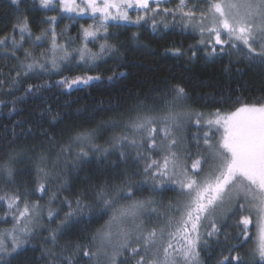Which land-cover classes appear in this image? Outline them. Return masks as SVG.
Masks as SVG:
<instances>
[{
    "label": "snow or ice",
    "instance_id": "snow-or-ice-1",
    "mask_svg": "<svg viewBox=\"0 0 264 264\" xmlns=\"http://www.w3.org/2000/svg\"><path fill=\"white\" fill-rule=\"evenodd\" d=\"M19 2L11 0L13 5ZM168 2L39 0L45 9L54 10L58 3L61 13L90 16L93 20L98 19L99 23L81 26L82 42L78 47L73 46L76 40L72 37L61 43L64 33L57 34L53 28L50 47L37 55L32 49L48 39V30H42L33 40L27 20H18L10 35L0 37V49L9 50L4 55L18 61L12 70L15 75L9 81L0 79V92L8 84V94L13 95L22 87L24 80L71 71L73 65H86L90 70L97 60L118 51L115 45L108 43L110 26H140L151 20V28L156 32L160 23H164L165 28L169 27L165 23L168 16H172L176 23L177 13L178 23L184 29L191 28L199 33L197 44L190 46L194 49L193 58L203 47L208 58L225 52L230 55L229 50H234L242 53L249 62L264 63V0H195L191 8H188L185 0H179L174 9L162 7ZM130 11L137 13L134 19ZM56 19L53 16L49 21L55 23ZM17 30L19 40L16 39ZM26 34L27 40H32V49H25L23 59H20L17 52L23 48ZM136 37L137 33L134 32L133 39ZM98 39L105 42L100 44L99 52H92L87 45ZM171 51L174 55L182 54L179 49ZM122 76L124 73L114 72L108 80ZM99 80V75L84 74L62 76L55 83L28 84L23 95L11 102L13 107L9 115L16 112V104L27 99L46 102L53 89H61V94H64L65 90L71 91ZM171 96V100L164 101L163 109L158 110L154 105L143 102L133 108L121 132L107 141L108 147L95 143L99 131L107 128L109 122H105L95 129L84 130L70 137L68 143L60 147L50 168L47 167V154H41L39 160L45 167L38 166V183L31 192L21 193L18 188L6 190L14 184V171L10 166L11 160L0 164V182L3 184L0 209L4 210L2 222L8 223L11 219L9 228L0 229V264H11V259L25 250L32 238L43 230L45 211L49 223L59 216L60 210L51 205L57 200L59 191L67 187L66 171L70 167L77 168L87 162L90 153H102L107 158L117 151L121 162L132 160L136 168L132 175L141 176L142 180L133 184L132 176L125 172L120 185L100 184L96 191L99 210L81 199L83 194L75 198L74 204L65 198L63 203L67 204L68 211L56 228L48 230V236L44 239L45 244L51 242L53 245V248L45 249L53 261L76 264L82 251L83 257L95 264H132L133 261L134 264H202L201 252L210 247L209 240L215 237L219 242L223 234L227 241L230 237L222 231V226L238 212H247L236 222L237 239H241V243L232 245L229 252L242 247L250 238V217L255 212L258 232L253 254L259 257L260 264H264V102L248 104L238 98L234 103L240 106L234 107V110L216 108L211 112H202L187 107L189 97L184 87L174 86ZM224 102L223 98L217 101ZM0 104L7 107L3 100H0ZM49 116L51 120L46 119ZM59 118V112H53L51 105L38 117L52 125ZM25 122L17 121L15 126L22 127ZM190 125L197 128L191 137L194 144L184 135ZM112 126L120 127L115 122H112ZM49 177L60 181V185L52 192L46 206L40 200L49 191ZM145 188L153 194L174 191L176 198L167 203L155 199V196L133 199L136 191ZM37 193L38 200L29 199ZM120 201L125 203L116 207ZM109 209L112 210L111 217L91 234L88 244L68 245L66 248H72L71 254L64 257L65 249H61V255L57 256L55 247L59 235L70 231L86 214L91 219L93 214L102 216ZM240 225H243L242 229ZM126 254L127 258L121 260ZM232 261L243 264L239 254L223 256L218 264H232Z\"/></svg>",
    "mask_w": 264,
    "mask_h": 264
},
{
    "label": "trees",
    "instance_id": "trees-1",
    "mask_svg": "<svg viewBox=\"0 0 264 264\" xmlns=\"http://www.w3.org/2000/svg\"><path fill=\"white\" fill-rule=\"evenodd\" d=\"M185 2L188 8H191L195 0H185ZM178 4L179 0H169L162 7L174 9ZM203 6L200 5V7ZM53 16L57 18L56 28L62 29L68 25L67 32L73 36L81 26L89 22L88 19L77 17L72 19L70 17L74 16L61 13L58 3L54 10H50L43 8L39 0H20L16 5H13L11 0H0V37L10 35L13 25L18 20L24 19L28 22L32 37H35L42 32L49 18ZM157 19L159 20L160 17ZM176 19L177 22L174 23L173 17L168 16L165 23H168L169 27L165 28L164 23H160L156 32H153L151 28V20L140 26L134 24L121 27L110 26L108 43L115 45L118 51L97 60L90 70H87L86 65H73L71 71L65 70L59 74H44L26 79L22 87L13 95L8 94V84L4 85V91L0 92V100H3L7 107L0 104V164L11 160L10 166L14 171V184L6 190L14 191L18 188L21 193L33 191L38 183V166L45 167L39 160L41 154H47V167L50 168L51 161L56 158L60 147L66 145L69 138L78 132L95 129L109 122L106 130L101 129L95 140L96 144L108 147L107 141L121 132L123 123L133 108L143 102L154 105L158 110L163 109L164 101L172 99L171 90L176 85L185 88L189 97L187 107L196 111L211 112L216 108L230 111L240 106L234 103L238 98L241 102L248 104L257 101L264 102V63L249 62L242 53L234 50H229L230 55L225 52L214 58H208L205 56L203 47L197 52L196 58H193L194 49L190 46L197 44L199 33L191 28L184 29L178 23V13ZM134 32L137 33L135 39H133ZM65 36L61 39V43L67 39ZM100 40L102 43L105 42L103 39ZM24 46H27V43ZM175 49H179L182 54L174 55L171 50ZM5 51L9 50L0 49V73H2L0 79L9 81L15 75L12 70L17 66L18 61L10 55L6 57ZM23 56L24 52L22 53L20 49L17 57L23 59ZM114 72L124 73V76L109 81L108 77ZM84 74L99 75L101 80L81 85L71 91L65 90L64 94H61V89H53L49 94L50 98H46V102L35 98L27 99L16 104V112L9 115L13 107L11 102L15 97L23 95L28 84H40L45 81L55 83L62 76L71 77ZM221 98L225 102L217 103ZM49 105L52 106L53 112L60 114L55 125L38 119L40 112ZM46 119L51 120V116ZM17 121L26 122L19 127L15 126ZM112 122L118 123L120 127H113ZM192 128H196L195 125H190L184 135L194 144V141H191L190 129ZM29 129H31L30 132ZM113 162L116 163L115 167H113ZM61 166H63V160ZM135 170L131 159L126 162L119 160L118 151L107 158H104L102 153H90L87 162L81 163L77 168L70 167L66 171L68 185L59 191L57 200L51 205L52 208L60 210L59 216L49 223L45 211L43 230L32 238L25 250L11 259V264H60L59 260L53 261L45 253V249H51L53 245L51 242L45 244L44 239L48 236V230L56 228L60 219L68 211L67 204L63 203L65 198L74 204L75 198L83 194L81 199L99 210L96 201L98 186L105 182L109 185H120L124 180L125 172L132 176L133 184L139 183L142 177L132 175ZM59 185L60 181L49 177V191L44 194L40 203L47 206L49 197L59 188ZM2 188L3 184L0 182V189ZM149 196H155V199L167 203L170 199L176 198V193L164 191L153 194L145 188L143 191H136L133 199ZM29 199L36 201L39 199V194L32 195ZM123 203L125 201H120L116 207H120ZM247 214V212H238L235 217L227 221L226 225L222 226V231L229 234L230 238L227 241L223 234L220 235L219 242L215 237L209 240L210 247L201 252L202 264H218L223 256L236 254L242 257L243 264H260L259 257L253 254L256 247L257 229L255 212L250 217V238L243 243L242 247L229 252L232 245L241 243V239H237L236 222L239 221L241 215ZM111 215V209L102 216L93 214L91 219L86 214L70 231L58 236L55 247L57 256L61 255V249H65L64 257L69 256L72 248H66L68 245L88 244L91 234L100 229ZM3 216L4 210L0 209V229L9 228L11 219L9 218L8 223H3ZM240 228L242 229L243 225H240ZM126 258L127 254L121 260ZM76 264H95V262L84 258L81 251ZM232 264L236 262L232 261Z\"/></svg>",
    "mask_w": 264,
    "mask_h": 264
},
{
    "label": "rangeland",
    "instance_id": "rangeland-1",
    "mask_svg": "<svg viewBox=\"0 0 264 264\" xmlns=\"http://www.w3.org/2000/svg\"><path fill=\"white\" fill-rule=\"evenodd\" d=\"M64 14H67V15H70V16H75L77 18H83V19H88L89 22L87 25H84V27H87L89 24H94V23H99V20H93L90 16H83V17H79V16H76V14L74 13H64ZM130 15L132 16V18L134 19L135 16L137 15V13L135 11H130ZM55 29L56 33L57 34H60V33H64L65 32V29H69V26L68 25H65L64 27H62V29H57L56 26H55V23H52V22H48L47 26L43 29H47L48 30V39L45 40V41H42L40 43V46L39 47H36L34 49H32V40H27V34H26V42L24 44L27 43V46H24V48H22V53L24 52L25 49H32L34 52H36V54L38 55L40 52L46 50L48 47H50V38H51V30L52 29ZM66 35L65 37H71L74 38L76 40V43L74 44V47H78L80 46L81 44V28L78 29L77 33L73 36V35H70L69 32L66 31ZM64 37V36H63ZM16 38L17 40L20 39V35H19V31L17 30L16 32ZM33 40L35 37H32ZM104 43V42H103ZM100 44H102V41L100 39L98 40H95V41H92L90 43H88V48L92 50V52H99L100 50ZM234 110V109H233ZM190 132H191V136H193L196 132H197V128H192L190 129ZM201 134H202V131H201ZM218 135V134H217ZM257 225V224H256ZM257 232H258V229H256V238H255V242L257 244Z\"/></svg>",
    "mask_w": 264,
    "mask_h": 264
}]
</instances>
